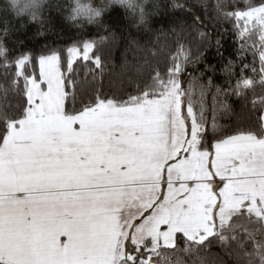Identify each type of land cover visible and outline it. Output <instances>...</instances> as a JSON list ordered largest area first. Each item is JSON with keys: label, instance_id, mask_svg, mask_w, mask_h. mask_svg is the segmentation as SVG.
Listing matches in <instances>:
<instances>
[{"label": "snow or ice", "instance_id": "obj_1", "mask_svg": "<svg viewBox=\"0 0 264 264\" xmlns=\"http://www.w3.org/2000/svg\"><path fill=\"white\" fill-rule=\"evenodd\" d=\"M217 11L233 23L238 59L253 57L239 73L229 60L228 87L215 86L216 111L233 117L231 126L215 115L209 123L203 103L197 115L193 94L203 98L213 82L182 86L191 61L183 46L166 76L143 84L136 68L126 80L105 86L94 77L85 87L74 74L76 44L63 70L58 49L39 56L38 77L23 72L29 56L16 61L23 85H12L21 98L0 109V264H158L159 249L181 239L185 251L212 239L227 244L225 232L246 216L264 235V114L251 124L229 103L264 89V0ZM198 35L210 45L208 34ZM95 43H83L85 61ZM92 62L103 75V58ZM249 235L246 264H264V241Z\"/></svg>", "mask_w": 264, "mask_h": 264}, {"label": "trees", "instance_id": "obj_2", "mask_svg": "<svg viewBox=\"0 0 264 264\" xmlns=\"http://www.w3.org/2000/svg\"><path fill=\"white\" fill-rule=\"evenodd\" d=\"M237 3L243 7V0H237ZM67 4L68 0H49L41 20L36 23H28L26 18L15 19L6 11H0V42L7 49L6 55L0 56V109L9 108L21 98L12 85L14 79L21 87L23 85V78L16 77V61L21 56L30 57L23 69L24 74L38 77L40 55L53 49L60 50L64 57L63 70L66 69L68 47L76 44L83 52L85 41L97 42L89 54V60L77 59L73 64L74 74L85 87L94 83V77L105 86L109 80H126L129 75H135L136 68L142 70L143 84L156 72L166 76L167 70L173 65V58L179 55L177 63L183 59L180 54L183 46V50L190 54L191 61L184 64L182 86L187 88L193 78H199L203 84L209 80L213 82V87L203 98L198 92L193 94L197 115L203 103V115L209 123L214 115L221 124L231 126L234 123L233 117L216 111L222 97H216L215 105L213 101L215 86L228 87L229 78L222 71L227 62L235 61V71L239 73L242 63H251L253 60L251 54H247L242 62L238 59L239 41L233 23L218 16L217 5H226L228 10H232L233 0H148L146 11L149 22L140 27H133L135 20L128 18L127 12L115 7L104 16L103 26L78 28L65 22ZM199 32L208 34L210 45L201 41ZM217 40L220 41L219 46ZM97 54L106 65L103 75L92 62ZM256 67L259 68L258 59ZM246 75L253 76L251 72ZM231 83L234 85L235 79ZM262 97L264 89L257 86L254 93L249 92L246 100L231 96L229 103L236 112L243 111L246 122L256 124L264 114L261 109ZM251 220L249 223L246 216L231 232H225L227 244L212 239L207 247L185 251L181 239L178 248L162 247L159 249L160 255L155 258L158 264H246L245 253H251L255 244L249 234H255V241H264L261 225L255 217ZM233 236L242 247H238ZM237 253H240L239 258Z\"/></svg>", "mask_w": 264, "mask_h": 264}, {"label": "clouds", "instance_id": "obj_3", "mask_svg": "<svg viewBox=\"0 0 264 264\" xmlns=\"http://www.w3.org/2000/svg\"><path fill=\"white\" fill-rule=\"evenodd\" d=\"M49 0H0V11H6L15 19L26 18L28 23L41 20ZM148 0H68L65 22L78 28L103 26V18L113 8L118 7L134 19L133 27L145 26L149 22ZM0 52L7 49L0 42Z\"/></svg>", "mask_w": 264, "mask_h": 264}, {"label": "rangeland", "instance_id": "obj_4", "mask_svg": "<svg viewBox=\"0 0 264 264\" xmlns=\"http://www.w3.org/2000/svg\"><path fill=\"white\" fill-rule=\"evenodd\" d=\"M82 53H83V52H81V56H80L79 58H77V59H83ZM89 54H90V53H89ZM83 60H84V59H83ZM153 258L156 260L155 257H153Z\"/></svg>", "mask_w": 264, "mask_h": 264}]
</instances>
